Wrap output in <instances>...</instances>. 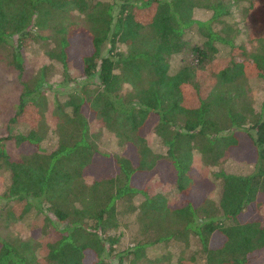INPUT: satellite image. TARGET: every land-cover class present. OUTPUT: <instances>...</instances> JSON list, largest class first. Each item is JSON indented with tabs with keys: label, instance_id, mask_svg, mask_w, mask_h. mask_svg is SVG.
Listing matches in <instances>:
<instances>
[{
	"label": "trees",
	"instance_id": "1",
	"mask_svg": "<svg viewBox=\"0 0 264 264\" xmlns=\"http://www.w3.org/2000/svg\"><path fill=\"white\" fill-rule=\"evenodd\" d=\"M232 7L255 43L249 51L234 41L237 28L227 20ZM255 7L264 16V0H0V51H8L7 64L20 84L0 133V169L9 176L0 194L6 200L0 228L42 216L33 228L38 237L0 231V264H160L172 257V264L264 263V219L241 218L264 196V99L255 111L246 86L253 78L264 84V18L262 34L248 28ZM195 8L208 17L193 18ZM75 30L88 51L70 76ZM188 32L200 42L188 46V62L171 70V58L188 45ZM28 42L42 45L61 67L60 85L70 84L53 103L51 130L45 120L46 66L23 78ZM221 46L227 59L217 57L223 61L201 95L202 70ZM149 122L162 151H154L142 132ZM91 123L112 133L125 153L100 151ZM50 132L54 142L46 148ZM239 149L250 156L249 172H211L203 177L211 188L195 201L188 198L194 154L214 167L225 158L237 161L233 151ZM108 157L109 170L86 181L93 163ZM160 164L172 171L173 190L184 203L169 207L166 196L149 195L133 183ZM130 214L139 236L119 247L121 219ZM48 227L58 234L42 242ZM158 243L175 246V256L149 257V247Z\"/></svg>",
	"mask_w": 264,
	"mask_h": 264
},
{
	"label": "rangeland",
	"instance_id": "2",
	"mask_svg": "<svg viewBox=\"0 0 264 264\" xmlns=\"http://www.w3.org/2000/svg\"><path fill=\"white\" fill-rule=\"evenodd\" d=\"M254 13V14H253ZM208 12L203 11L202 9L195 8L193 10V18L199 20H205L208 17ZM253 14V15H252ZM252 16H248V25L249 32L252 35L262 34L263 27L261 26L262 19L264 18L262 10L255 7L252 12ZM228 22L231 25H234V32L236 34L234 41L236 44L240 43L244 46V48L249 51L255 45L253 40H250L247 35V30L243 22L241 21L238 8L232 7V15L227 18ZM186 40L188 45L183 49V51L175 56H173L170 60V68L171 70H175L179 65L183 62L189 61V51L188 46L192 45L194 42L199 43L200 38L194 32H188L186 36ZM71 47L69 49L70 53V67L69 74L70 76H75L76 72L74 67H76V61L81 54H85L88 51V45L84 38V35L81 31L75 30L73 31V38L71 40ZM226 48L221 46L219 52L216 54V58L211 61L210 64L206 65V67L202 70L201 73V83H200V91L201 95L207 91L211 83L213 82V77L211 73L213 70H216L219 65V61L226 60ZM23 61H24V75L23 78H30L42 65L46 66L47 75L46 80L43 84L44 93L46 96L47 107L45 111V120L49 125L50 130L53 128V117L51 116V109L55 100H62L65 91L70 89V84L67 86L60 85L61 80V67L59 64L50 61L43 52V46L39 43L28 42L22 51ZM217 57L223 59L219 60ZM8 59V51L3 50L0 51V133H4L5 125L9 116L13 114L15 102L17 100V95L20 89V84L17 79V72L7 64ZM239 59V58H236ZM210 72V73H209ZM246 86L248 87V97L250 101V105L252 108L257 111L260 102L264 99V84L258 79H249L247 80ZM151 122L153 121L150 119ZM150 122L145 125L142 129L143 134L146 135L148 145L154 151H162L163 148L160 145L159 141L156 137L149 133ZM19 129H25V125L23 123H18L17 126ZM90 131L93 133V137L97 144V148L102 152H107L111 155L116 153L124 152L123 148L118 146L116 143V139L112 133L101 129L97 123H91ZM54 142V138L52 133L50 132L48 139L43 143V146L46 148H50ZM6 148L12 155L17 154L16 148L12 145V143H7ZM239 151V152H238ZM237 157V161L229 158H225L219 165L210 167L202 164L201 159L198 154L193 155L192 159V176H193V185L188 194V198L192 201L194 200V196L198 194H205L210 188L211 185L208 183L203 177L210 176L211 172L217 171L219 169L234 172V173H247L251 170L252 164L248 159L250 156L248 152L242 149L234 150ZM111 164V157L101 158V160L96 161L93 165L88 169L86 173V181H90L91 178L101 175L109 170V165ZM174 180V176L169 167L160 164L152 171L146 174H139L133 179V183L137 186L143 187L146 193L154 194L161 193L166 196L167 203L169 207H175L184 203L183 197L174 192L172 183ZM9 183L8 172L5 169H0V194L6 189ZM217 195L214 190L211 192L209 196L215 198ZM137 197L133 199L136 201ZM260 204L249 206L242 213V219H250V218H260L264 219V196H261L257 199ZM6 200L0 199V205L4 204ZM122 226L119 231L122 232L120 241L118 243L119 247H126L130 245L138 234V224L135 221L134 215H125L121 219ZM42 224V216L30 215L23 221H17L9 224L6 227L0 228L2 235H6L9 237H38L37 229H33L34 227L40 226ZM58 233L54 231L52 228L48 227V231L45 235H43L40 239L42 242L53 238ZM177 248L171 245H165L164 243H158L149 247L148 256L149 257H158L165 256L167 252L172 253L175 256ZM170 261H161L160 264H172L175 258H170ZM164 262V263H163ZM264 264V263H262Z\"/></svg>",
	"mask_w": 264,
	"mask_h": 264
}]
</instances>
